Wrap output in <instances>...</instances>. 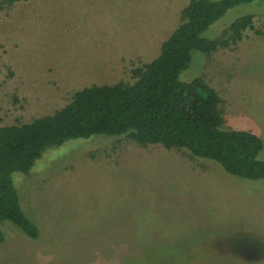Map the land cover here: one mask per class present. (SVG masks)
I'll use <instances>...</instances> for the list:
<instances>
[{
  "label": "rangeland",
  "instance_id": "obj_1",
  "mask_svg": "<svg viewBox=\"0 0 264 264\" xmlns=\"http://www.w3.org/2000/svg\"><path fill=\"white\" fill-rule=\"evenodd\" d=\"M186 2L0 0V126L50 115L85 86L131 83ZM243 14L252 26L241 39L191 51L178 79L201 78L222 128L264 144V0L227 8L202 35L219 37ZM10 177L38 237L1 220L0 264H264V178L185 150L92 134L46 147Z\"/></svg>",
  "mask_w": 264,
  "mask_h": 264
},
{
  "label": "trees",
  "instance_id": "obj_2",
  "mask_svg": "<svg viewBox=\"0 0 264 264\" xmlns=\"http://www.w3.org/2000/svg\"><path fill=\"white\" fill-rule=\"evenodd\" d=\"M249 1L188 0L158 54L131 68V83L85 86L50 115L0 126V221L36 239L38 228L19 205L11 173L27 171L48 146L92 134L124 136L141 146L159 143L185 150L189 157L208 159L232 176L264 178V161L258 158L261 139L247 130L222 128L220 99L201 78L178 79L191 51L208 54L241 39L252 26L251 14L236 17L215 39L202 33L227 8Z\"/></svg>",
  "mask_w": 264,
  "mask_h": 264
},
{
  "label": "crops",
  "instance_id": "obj_3",
  "mask_svg": "<svg viewBox=\"0 0 264 264\" xmlns=\"http://www.w3.org/2000/svg\"><path fill=\"white\" fill-rule=\"evenodd\" d=\"M187 2H188V0H187ZM187 2H186V3H187ZM186 3H184L183 6H184ZM183 6H182V7H183ZM182 7H181V8H182ZM181 8H180V9H181ZM180 9H179V11H180ZM146 51H147L146 48H145L144 50H140V52H141L142 54H146ZM120 53H122V52H120ZM123 53H127V52H123ZM157 54H158V53H157ZM119 55H120V54H119ZM254 134H257V133H254ZM257 136L261 139V137H260L258 134H257ZM261 141H262V139H261ZM263 148H264V144H263V142H262V149H263Z\"/></svg>",
  "mask_w": 264,
  "mask_h": 264
}]
</instances>
